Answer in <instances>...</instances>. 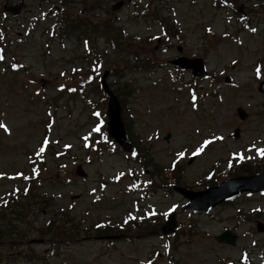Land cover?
<instances>
[{
	"label": "rangeland",
	"instance_id": "1",
	"mask_svg": "<svg viewBox=\"0 0 264 264\" xmlns=\"http://www.w3.org/2000/svg\"><path fill=\"white\" fill-rule=\"evenodd\" d=\"M6 2L23 7L4 21L7 37L0 32V43H8L5 56L4 49L0 52V199L16 186V201L25 196L22 187H32L34 199L24 201L20 214L19 209L1 215L0 207V264H264V232L257 231L258 223L264 226V193L241 194L209 213H195L170 188L212 187L224 180L232 158L234 166L226 174L264 170L257 152L264 149V97L257 91L264 82V0L153 2L170 33L133 16L149 0L126 2L115 13L130 38L125 48L141 61L117 62L114 68L109 59L123 56L112 53L101 62L102 72H111L113 89L125 83L131 87L120 97L126 134L138 151L132 154L103 134L106 98L96 80H87L96 56L86 51L78 32L61 36L53 31L58 17L76 14L82 6L77 1L65 9L60 0H45L41 7L40 0H0V10ZM113 3L103 10L111 11ZM59 6L60 12L48 16ZM104 15L98 9L88 25ZM179 46L181 55L202 59L206 78L169 65ZM91 47L102 52L105 44L92 37ZM11 61L19 65L17 71L7 68ZM145 63L156 67L145 68ZM193 89L200 96L196 101L189 99ZM237 108L247 113L245 121L237 118ZM236 128L238 140L232 138ZM32 153L38 158L30 166ZM190 157H195L191 163ZM242 161L248 162L243 169L235 167ZM79 165L87 177L75 175ZM17 171L29 182L14 181L10 174ZM172 212L176 234L163 236L161 219ZM50 220L57 221L47 229ZM107 221L132 224L124 231L110 229L124 240L96 239L109 227L94 228ZM226 230L237 235L233 247L216 241Z\"/></svg>",
	"mask_w": 264,
	"mask_h": 264
},
{
	"label": "water",
	"instance_id": "2",
	"mask_svg": "<svg viewBox=\"0 0 264 264\" xmlns=\"http://www.w3.org/2000/svg\"><path fill=\"white\" fill-rule=\"evenodd\" d=\"M123 5L119 2L112 6V11L118 10ZM16 15L17 11H13ZM178 52L181 53L182 49L179 47ZM170 64L181 69L191 70L194 77L200 78L206 75L203 61L200 58L188 59L186 57H179L175 60L170 61ZM106 72L102 76L101 84L104 92L108 95L107 111L106 115L108 118L107 133L108 135L126 152H132L133 148L128 142L124 123L121 118V106L117 96L110 90L106 83ZM229 82V79H226ZM258 91L264 95V82L260 83ZM237 115L240 120H246L247 114L241 109H237ZM240 136L239 129L233 132V138L238 139ZM193 159L190 160L192 162ZM76 174L80 177H85V173L82 168L78 167ZM179 195L187 199L188 203L186 208L193 209L198 213L208 212L213 207L226 203L229 199L240 195L244 192L258 193L264 191V172L256 173L251 176L237 177L234 179H228L216 187L208 188L201 192H193L182 187L173 186L172 188ZM176 227L175 214L168 217L165 224L160 228L163 235L173 233ZM257 231L264 232V226L260 223L257 224ZM112 237L111 239H118ZM237 236L225 231L216 237L218 243L235 246Z\"/></svg>",
	"mask_w": 264,
	"mask_h": 264
},
{
	"label": "trees",
	"instance_id": "3",
	"mask_svg": "<svg viewBox=\"0 0 264 264\" xmlns=\"http://www.w3.org/2000/svg\"><path fill=\"white\" fill-rule=\"evenodd\" d=\"M62 1H64V3L66 4L67 1H73V0H62ZM111 2H112V0H106L105 2H102V0H95L93 2V5H92L91 1H88V3H87V6L89 7L88 11H91L92 9H99L102 12H106L103 10V6H104V4H108ZM149 2H151V3L149 4L148 2H145L144 5H146L145 6L146 8L142 7V5H141L139 8L134 10L133 16L135 17V19H137V20H139V19H151L152 21H155L159 25H161L162 28L165 30V32L170 33L171 32L170 25L168 23H166V20H163L161 17H157L156 8H152L153 2H162V3H164V5H167L170 2V0H149ZM217 4H219V3H217ZM219 6L223 7L222 4H219ZM109 13H110V10L106 12L107 15L105 16V18H103V19L99 18L96 22L93 23L92 26L91 25L82 26L83 22L81 21V17L79 14H77V15H65L63 18L60 19V21H58L56 23V26L58 29H61V27H62L68 35H75L77 32H79V36H82V39L90 42L91 39L88 38L87 36H85L87 34H82V33H84V31L82 33L80 31L84 27V29L89 30V33L92 35L91 37H94L96 39H101L105 44V49L102 50V52L96 51V53H95V56H96L95 62L98 65L101 64L103 59H108L109 57H111L112 53L123 56L120 61H114V60L109 59V61H112L111 66L114 68H116L117 62L124 63L125 65H128L129 62L131 61V59L134 60L135 63L141 62L139 56H137V55L133 56V54L129 53V50H127L125 48L126 38L124 37V32L122 35V32H120L119 28H117V25H116L115 20H117V19H115V17H112V15H109ZM127 39L129 40L130 38H127ZM140 41L143 42V40H140ZM130 56H133V58H131ZM145 65H146L145 68H148V64L145 63ZM128 67H131V70L136 71V72H139L142 70L136 66H128ZM154 67H156V65L155 66L152 65L148 69H151ZM130 89H131V87L129 86V84L125 83L121 88L115 89V91L119 96H122L124 94V92L129 93ZM260 164H262V163H260ZM253 172H258V170L249 169L246 173L252 174ZM172 173H174V172H172ZM228 176H230V175H228ZM28 198L29 197H26L25 199H28ZM29 199H33V197H30ZM25 207L26 206L24 204H21V203L18 204L16 202L15 207L12 208L11 212L13 213V212L20 209V211H19V214H20L23 211V208H25ZM5 214H6L5 212H1V215H5ZM56 221L57 220H50V224L48 225L47 229H51V227L54 225V223ZM71 225H72V222H71ZM109 225L112 228H109L108 230L104 229L101 231V233L112 234L113 232H111L110 229L115 230V229H119V227H120L119 224H109ZM58 227L56 228V230L59 229ZM11 233H12V230H8L6 234H11ZM69 237H70V239H72L75 237V235L71 234V235H69Z\"/></svg>",
	"mask_w": 264,
	"mask_h": 264
},
{
	"label": "snow or ice",
	"instance_id": "4",
	"mask_svg": "<svg viewBox=\"0 0 264 264\" xmlns=\"http://www.w3.org/2000/svg\"><path fill=\"white\" fill-rule=\"evenodd\" d=\"M253 31H255V29H253ZM0 59H2V57H0ZM260 71H261V70L258 68V69H257V73H258V75L260 74ZM3 127H4V125H3L2 123H0V128H3ZM95 131H99V128H96ZM205 143H208V142L206 141ZM45 144H47V141H45ZM200 150L202 151V149H200ZM39 151H40V153H42V152L44 151V148L41 147ZM257 152H258V155L264 156V149H258ZM181 155H182V154H181ZM194 155H195V153H194ZM34 171H35V170H34ZM130 219H131V217H130ZM126 222H127V221H126Z\"/></svg>",
	"mask_w": 264,
	"mask_h": 264
},
{
	"label": "flooded vegetation",
	"instance_id": "5",
	"mask_svg": "<svg viewBox=\"0 0 264 264\" xmlns=\"http://www.w3.org/2000/svg\"><path fill=\"white\" fill-rule=\"evenodd\" d=\"M41 1V4L39 5L40 7L44 5L45 3V0H40ZM49 13H51V11H49Z\"/></svg>",
	"mask_w": 264,
	"mask_h": 264
},
{
	"label": "bare ground",
	"instance_id": "6",
	"mask_svg": "<svg viewBox=\"0 0 264 264\" xmlns=\"http://www.w3.org/2000/svg\"><path fill=\"white\" fill-rule=\"evenodd\" d=\"M242 174H247L246 172L242 173ZM255 173L253 172L252 174H248L246 176H251V175H254Z\"/></svg>",
	"mask_w": 264,
	"mask_h": 264
}]
</instances>
